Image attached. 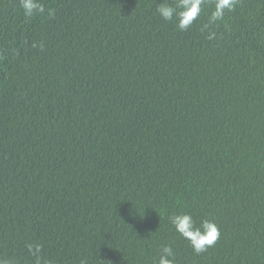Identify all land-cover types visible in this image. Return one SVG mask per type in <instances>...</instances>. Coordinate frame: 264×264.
Listing matches in <instances>:
<instances>
[{
	"label": "trees",
	"instance_id": "16d2710c",
	"mask_svg": "<svg viewBox=\"0 0 264 264\" xmlns=\"http://www.w3.org/2000/svg\"><path fill=\"white\" fill-rule=\"evenodd\" d=\"M162 2L0 0V259L264 264V0L217 22L205 0L185 31Z\"/></svg>",
	"mask_w": 264,
	"mask_h": 264
},
{
	"label": "clouds",
	"instance_id": "9594fccd",
	"mask_svg": "<svg viewBox=\"0 0 264 264\" xmlns=\"http://www.w3.org/2000/svg\"><path fill=\"white\" fill-rule=\"evenodd\" d=\"M21 7L26 17L34 14H43L45 8L40 0H20ZM205 0H174V3L162 2L156 9V12L165 21H174L176 27L185 31L200 16ZM237 0H214V10L211 13L210 22L222 21L226 11L234 10ZM49 14H52L51 11ZM169 221L181 237L186 239L196 254L203 253L209 247L214 246L220 236L218 226L207 219L203 220L199 226L190 214L181 213L173 214L169 217ZM42 246L27 245V251L30 256L36 258L39 264V254ZM0 264H14L10 259H0ZM155 264H175V253L172 246L165 245L161 247Z\"/></svg>",
	"mask_w": 264,
	"mask_h": 264
}]
</instances>
